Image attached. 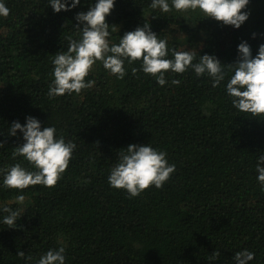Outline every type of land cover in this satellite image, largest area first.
Wrapping results in <instances>:
<instances>
[{
    "label": "trees",
    "instance_id": "obj_1",
    "mask_svg": "<svg viewBox=\"0 0 264 264\" xmlns=\"http://www.w3.org/2000/svg\"><path fill=\"white\" fill-rule=\"evenodd\" d=\"M150 2L116 0L106 17L118 27L110 29L112 42L147 22L169 48L196 50L197 61L200 54L216 55L226 65L237 60L242 40L253 56L264 43V0H250L249 18L239 29L198 10L161 13ZM5 3L10 11L0 17V168L20 162L34 170L12 156L23 143L21 134H8L13 121L23 124L27 116L37 117L42 128L55 126L76 149L57 183L30 185L22 204L14 199L20 190L0 189V206L20 209L16 228L0 223V264H35L61 245L65 264H234L242 249L255 253L250 264H264V190L255 170L264 154V118L235 110L226 82L213 88L209 77L188 70L166 73L169 84L160 86L132 71L139 61L125 63L123 79L97 62L86 77L93 87L49 98L53 55L67 50L69 36L78 38L75 15L95 0L59 13L48 0ZM171 79L181 83L171 85ZM129 144H151L175 164L160 189L150 186L129 198L109 185L110 169ZM215 251L219 256L210 261Z\"/></svg>",
    "mask_w": 264,
    "mask_h": 264
},
{
    "label": "clouds",
    "instance_id": "obj_2",
    "mask_svg": "<svg viewBox=\"0 0 264 264\" xmlns=\"http://www.w3.org/2000/svg\"><path fill=\"white\" fill-rule=\"evenodd\" d=\"M249 2L250 0H151L149 7L159 9L161 13H169L173 9L177 12L198 10L204 18L239 29L249 18L250 13L246 10ZM115 3L116 0H95L87 11L76 13L77 24L74 27L78 30V38L69 36L67 50L53 55V79L47 92L49 98L80 94L82 90L93 87L95 81L86 77L97 62L110 75L123 79L126 75L125 63L131 65L139 61V68H133L132 71H142L152 76L160 86L169 84L166 73L183 74L188 70H192L196 77H209L213 88L226 82L223 86L235 110L251 117L264 118V43L259 45L253 56L249 43L242 40L237 45V60L226 65L216 55L200 54L197 61L196 50L169 48L167 39L159 38L147 22L119 35L118 42H112L110 29L114 31L118 27L109 25L106 17ZM80 4L81 0H48V5L55 13L71 11ZM9 11L5 0H0V17H7ZM252 38H256V33L252 34ZM170 83L179 85L181 81L171 79ZM18 132L23 143L15 147L12 156L23 157L34 170H29L20 162L0 168V189L20 190L14 199L22 204L25 201L23 190L30 185L51 187L57 183L69 165L76 144L58 135L55 126L42 128L41 121L35 116H27L23 124L13 121L8 134L17 137ZM3 146L0 143V147ZM175 168V164L168 161L165 151L154 148L151 144H129L120 152L107 180L112 188L123 189L129 198H134L150 186L160 189ZM255 170L257 182L264 190V154L257 157ZM0 213L6 214L0 216V223L9 228L17 227L20 209L0 206ZM17 255L25 256L22 251L17 252ZM218 256L219 253L215 251L209 260L214 261ZM254 257V252L242 249L235 253L232 260L234 264H250ZM65 259V246L61 245L42 254L35 264H65Z\"/></svg>",
    "mask_w": 264,
    "mask_h": 264
}]
</instances>
